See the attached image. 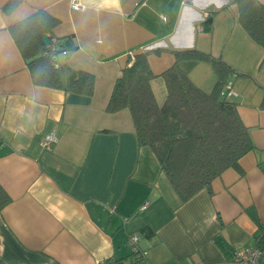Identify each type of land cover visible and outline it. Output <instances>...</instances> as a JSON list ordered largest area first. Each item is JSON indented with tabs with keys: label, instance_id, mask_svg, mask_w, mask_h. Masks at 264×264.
<instances>
[{
	"label": "crops",
	"instance_id": "crops-1",
	"mask_svg": "<svg viewBox=\"0 0 264 264\" xmlns=\"http://www.w3.org/2000/svg\"><path fill=\"white\" fill-rule=\"evenodd\" d=\"M11 1L0 0V185L11 198L0 211V264H129L134 234L141 256L134 264H231L237 249L259 246L264 47L230 0H80L77 10L70 0H19L8 11ZM37 10L57 20L54 38L71 36L76 45L55 55L60 88L32 81L10 33ZM188 48L221 56L243 74L226 82L254 147L210 190L182 202L150 148L138 145L129 110L110 113L106 105L136 53L148 51L159 75L174 63L171 49ZM78 71L94 75L90 97L66 89ZM189 77L205 91L216 82L208 62ZM160 82L151 81L154 94Z\"/></svg>",
	"mask_w": 264,
	"mask_h": 264
},
{
	"label": "trees",
	"instance_id": "trees-1",
	"mask_svg": "<svg viewBox=\"0 0 264 264\" xmlns=\"http://www.w3.org/2000/svg\"><path fill=\"white\" fill-rule=\"evenodd\" d=\"M19 0H12L10 11ZM236 7V18L247 34L264 47V4L258 0H230ZM212 11L202 21V30L212 28ZM57 20L43 10L10 26V33L27 63L32 81L37 85L61 87L55 65L60 50H74L71 36L57 39L51 34ZM47 36L49 43H43ZM152 51V50H151ZM162 49H155L160 53ZM174 63L154 75L147 53H136L132 62L115 78L106 111L128 109L138 145L150 148L170 185L184 202L202 189L210 190L212 181L227 168H237L240 158L254 147L249 128L242 121L237 103L221 94L228 78L243 75L221 56L196 48L171 49ZM200 62H208L216 74L210 91L197 86L189 77L190 70ZM160 78L165 86V98L158 103L151 81ZM70 92L90 97L94 90V75L78 71L66 88ZM264 106V102H262ZM11 198L0 185V211ZM144 230V229H143ZM264 249V239H259ZM140 251L129 264L141 258ZM125 261V260H124ZM113 264H126L123 260ZM259 264H264L262 256Z\"/></svg>",
	"mask_w": 264,
	"mask_h": 264
},
{
	"label": "built area",
	"instance_id": "built-area-1",
	"mask_svg": "<svg viewBox=\"0 0 264 264\" xmlns=\"http://www.w3.org/2000/svg\"><path fill=\"white\" fill-rule=\"evenodd\" d=\"M70 7L74 10H77L81 9L83 6L80 0H70ZM221 94L226 97H232L236 95L235 91L228 82L225 83L224 87L222 88ZM47 142L48 140L44 141V143ZM260 238L264 239V230H262ZM137 239V234L130 236L128 239V243L132 247V251L134 253H138V249L136 247ZM142 254H144V252ZM262 256H264V249H261L260 247L239 248L234 252L231 264H259Z\"/></svg>",
	"mask_w": 264,
	"mask_h": 264
},
{
	"label": "rangeland",
	"instance_id": "rangeland-1",
	"mask_svg": "<svg viewBox=\"0 0 264 264\" xmlns=\"http://www.w3.org/2000/svg\"><path fill=\"white\" fill-rule=\"evenodd\" d=\"M154 90H155V94L157 96V99H161V97L163 96V94L165 92L163 83L160 82V85L155 86ZM134 263H136V262H134ZM134 263H132V264H134Z\"/></svg>",
	"mask_w": 264,
	"mask_h": 264
},
{
	"label": "water",
	"instance_id": "water-1",
	"mask_svg": "<svg viewBox=\"0 0 264 264\" xmlns=\"http://www.w3.org/2000/svg\"><path fill=\"white\" fill-rule=\"evenodd\" d=\"M43 43H44L45 45H48L49 40H48V37H47V36H43ZM33 58H34V57L28 58V59H27V62H30ZM55 62H56V60H55ZM108 264H113V263L110 262V263H108Z\"/></svg>",
	"mask_w": 264,
	"mask_h": 264
}]
</instances>
